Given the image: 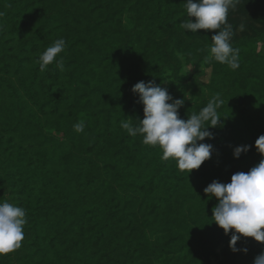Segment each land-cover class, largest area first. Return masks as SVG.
I'll use <instances>...</instances> for the list:
<instances>
[{
	"label": "trees",
	"instance_id": "1",
	"mask_svg": "<svg viewBox=\"0 0 264 264\" xmlns=\"http://www.w3.org/2000/svg\"><path fill=\"white\" fill-rule=\"evenodd\" d=\"M184 3L0 0V202L22 206L27 219L21 247L0 264H253L264 251L241 235L236 247L248 251L233 252L234 229L212 221L218 201L204 193L264 159L255 146L264 134V0L228 12L236 70L206 59L216 30L181 27ZM61 38L65 70L53 62L41 72L38 57ZM181 57L210 68L208 98L180 89ZM149 80L184 99L182 119L214 95L223 100V127L201 141L212 155L189 174L120 126L143 119L131 89Z\"/></svg>",
	"mask_w": 264,
	"mask_h": 264
},
{
	"label": "clouds",
	"instance_id": "2",
	"mask_svg": "<svg viewBox=\"0 0 264 264\" xmlns=\"http://www.w3.org/2000/svg\"><path fill=\"white\" fill-rule=\"evenodd\" d=\"M238 3L239 0H185L184 9L188 19L181 25L186 31L194 33L201 29L216 30L206 59L227 65L232 70L240 66L239 49L232 46L233 27L227 23V17L229 10ZM191 17L195 18V22ZM244 27V24H240L239 30L243 31ZM64 48L62 38L48 46L38 57L39 70L44 72L49 64L55 62L59 70L64 71L63 59H56ZM131 90L138 94L144 117L136 125L130 120L120 122L128 135L141 137L144 145L158 146L162 151V160H174L178 170L188 174L199 169L211 157L213 145L201 141L206 137L213 138L209 127H223L222 117L218 115V109L223 104L219 95L211 97L198 113L182 119L178 109L184 104V99H173L167 88L154 80L147 83L139 81ZM85 127V122L80 120L73 125V130L82 133ZM255 146L264 156V134L255 140ZM248 150V145L237 146L233 155L238 158ZM204 193L218 201L213 208L212 221L225 234L234 229L229 241L233 252L248 251L247 248L236 247L241 235L264 244V159L246 173L233 174L229 183L213 180L204 188ZM26 223L25 208L8 201L0 202V255L21 247ZM253 264H264V251L254 258Z\"/></svg>",
	"mask_w": 264,
	"mask_h": 264
},
{
	"label": "rangeland",
	"instance_id": "3",
	"mask_svg": "<svg viewBox=\"0 0 264 264\" xmlns=\"http://www.w3.org/2000/svg\"><path fill=\"white\" fill-rule=\"evenodd\" d=\"M264 43V37L262 38ZM182 67L179 75V86L187 98L192 101L200 100L201 98H208L210 91L208 88L209 79L211 75L210 68L205 67L203 64H198L193 67L186 64L181 57ZM165 83L162 84V87Z\"/></svg>",
	"mask_w": 264,
	"mask_h": 264
}]
</instances>
